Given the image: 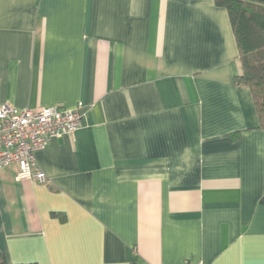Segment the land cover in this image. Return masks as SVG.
I'll return each mask as SVG.
<instances>
[{
	"label": "crops",
	"instance_id": "crops-1",
	"mask_svg": "<svg viewBox=\"0 0 264 264\" xmlns=\"http://www.w3.org/2000/svg\"><path fill=\"white\" fill-rule=\"evenodd\" d=\"M215 0H0V105L83 126L0 169L12 264H264V128ZM240 131V137L233 133Z\"/></svg>",
	"mask_w": 264,
	"mask_h": 264
},
{
	"label": "built area",
	"instance_id": "built-area-1",
	"mask_svg": "<svg viewBox=\"0 0 264 264\" xmlns=\"http://www.w3.org/2000/svg\"><path fill=\"white\" fill-rule=\"evenodd\" d=\"M83 107L81 102L74 109L58 106L18 109L0 105V169L17 165L18 179L47 183L46 173L37 166L36 153L45 149L53 138L80 129L85 120Z\"/></svg>",
	"mask_w": 264,
	"mask_h": 264
},
{
	"label": "trees",
	"instance_id": "trees-1",
	"mask_svg": "<svg viewBox=\"0 0 264 264\" xmlns=\"http://www.w3.org/2000/svg\"><path fill=\"white\" fill-rule=\"evenodd\" d=\"M215 3L227 9L236 37L241 74L235 77V83L251 89L260 127L264 128V0H215ZM240 133L232 136L238 138ZM0 264L12 263L0 254Z\"/></svg>",
	"mask_w": 264,
	"mask_h": 264
}]
</instances>
